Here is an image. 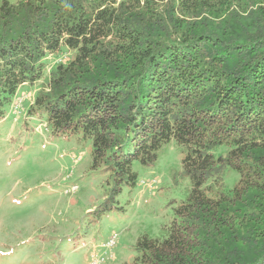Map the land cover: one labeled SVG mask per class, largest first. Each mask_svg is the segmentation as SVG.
<instances>
[{
  "label": "trees",
  "instance_id": "obj_1",
  "mask_svg": "<svg viewBox=\"0 0 264 264\" xmlns=\"http://www.w3.org/2000/svg\"><path fill=\"white\" fill-rule=\"evenodd\" d=\"M61 46L73 58L28 113L91 141L113 182L96 218L137 184L133 162L171 140L186 149L190 194L130 264H264V0H2L0 120ZM229 169L240 177L225 191Z\"/></svg>",
  "mask_w": 264,
  "mask_h": 264
},
{
  "label": "rangeland",
  "instance_id": "obj_2",
  "mask_svg": "<svg viewBox=\"0 0 264 264\" xmlns=\"http://www.w3.org/2000/svg\"><path fill=\"white\" fill-rule=\"evenodd\" d=\"M73 55L61 46L44 59L43 78L21 85L0 120V264H130L142 237L167 238L174 210L190 194L186 149L171 140L153 164L133 162L137 184L123 187L110 200L112 208L95 217L113 182L102 166L93 167L91 141L56 135L45 116L28 113L50 68ZM239 177L227 170L223 190L233 189Z\"/></svg>",
  "mask_w": 264,
  "mask_h": 264
},
{
  "label": "built area",
  "instance_id": "obj_3",
  "mask_svg": "<svg viewBox=\"0 0 264 264\" xmlns=\"http://www.w3.org/2000/svg\"><path fill=\"white\" fill-rule=\"evenodd\" d=\"M23 101V98H20L16 103H15V109H18L20 108V104L22 103ZM114 241H110L108 244H107V247H111L113 245Z\"/></svg>",
  "mask_w": 264,
  "mask_h": 264
}]
</instances>
